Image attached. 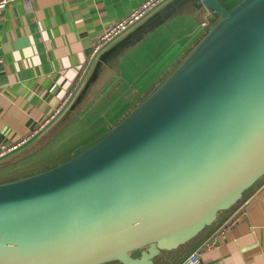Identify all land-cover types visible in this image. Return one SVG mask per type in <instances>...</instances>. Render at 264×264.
Listing matches in <instances>:
<instances>
[{
    "label": "water",
    "instance_id": "95a60500",
    "mask_svg": "<svg viewBox=\"0 0 264 264\" xmlns=\"http://www.w3.org/2000/svg\"><path fill=\"white\" fill-rule=\"evenodd\" d=\"M193 1L216 22L153 92L73 158L0 184V264H153L264 176V0Z\"/></svg>",
    "mask_w": 264,
    "mask_h": 264
},
{
    "label": "crops",
    "instance_id": "0c3cea01",
    "mask_svg": "<svg viewBox=\"0 0 264 264\" xmlns=\"http://www.w3.org/2000/svg\"><path fill=\"white\" fill-rule=\"evenodd\" d=\"M142 1L30 0L24 4L16 0L7 6L0 19V58L3 61L0 68V142L25 136L35 122L66 100L68 92L73 96L94 61L95 56L90 57V52L98 38ZM201 17L191 22L188 32L177 31L181 37L171 39L169 46L160 48L154 58H150L154 51L142 58L130 86L138 84L148 74L152 79L141 89L131 87L121 92L122 98H125L123 93H127L132 108L181 63L215 21L209 11L203 10ZM159 34L156 32L154 37ZM132 53L129 52L124 61L130 68L133 67ZM116 70L121 77L120 84H124L126 72H133L134 67L128 70L120 65ZM116 75L110 73L96 83L93 95L102 92L105 86V89L110 88V79ZM131 93L138 95L137 98L131 99ZM114 100L106 105L107 109L112 104L115 106L117 100ZM95 101L90 97L77 112H84L89 103ZM263 177L245 192L238 204L219 212L210 225L184 245L160 252L153 264H180L194 251L200 253L203 264H264Z\"/></svg>",
    "mask_w": 264,
    "mask_h": 264
},
{
    "label": "rangeland",
    "instance_id": "374dc122",
    "mask_svg": "<svg viewBox=\"0 0 264 264\" xmlns=\"http://www.w3.org/2000/svg\"><path fill=\"white\" fill-rule=\"evenodd\" d=\"M239 1L240 0H231L229 3L225 4V7L230 10ZM165 8L166 10L162 11ZM160 12L161 14H158ZM202 13L203 9L198 7L193 0H178L176 2L168 0L159 8L148 14L144 19L137 22L123 34L108 43L103 50L93 58L94 61L91 66L88 67L86 76L82 79V84H79L75 92H73L71 99L61 108L55 122L45 129L44 135L34 139L30 144L13 155L14 157L19 156L20 153L29 149L34 144L32 150L27 151L25 153L26 155L19 162L16 175L25 178L52 169L54 166L65 161L69 155H72L77 150L79 151L89 143L87 139L92 136L89 126L92 127V125L98 123V121L99 123L101 122L99 124L100 127H105L106 125L112 126L127 115V112L131 110L133 104L129 103L130 101L127 100V93L124 92L123 97L125 98H122L121 92L131 87L141 89L145 83L152 79L151 74H148L141 78L138 84L130 86V82L134 79V75L138 72V68L142 64V58L146 55H150L149 52L151 51L154 52L150 58H154L155 53L161 50L160 48L169 46L168 44L171 39L174 37H181L178 35L179 33L177 31H183L184 33L188 32L191 22L197 19L200 20ZM151 17L152 21L150 24L146 27H142L141 32L133 34V31L141 28ZM214 22H216V20ZM206 31L207 29L204 33ZM156 32L161 34L154 37ZM178 39L182 40L181 38ZM117 44L121 45L115 47ZM129 52H133L132 54H134L130 57L132 58L131 65L134 67V70L133 67L130 68V65L128 66V64L124 62ZM103 54H105V57L104 60H101L100 57ZM119 64L122 68L124 66V68L128 70H133V72H126L127 79L124 80L123 78L125 81L124 84H120L121 77L116 70L119 69ZM113 72L117 75L114 79H110L111 87L105 89V86L102 92H98L96 96L93 95L92 91L95 84L101 81L102 78H107V75ZM118 84L119 86H117ZM132 96L131 99L137 98L138 95L132 94ZM90 97L96 100L95 103H93L94 101L89 103L90 106L86 107L84 112H77L82 104L84 105L85 101L90 99ZM114 99L117 100L115 106L112 104L107 109L106 105ZM100 119H103L104 125H102ZM66 120H69V122L66 123ZM103 131H105V129ZM36 145L37 147H35ZM186 248L187 247H184V249ZM107 264L118 263L111 262Z\"/></svg>",
    "mask_w": 264,
    "mask_h": 264
},
{
    "label": "built area",
    "instance_id": "2783aa9c",
    "mask_svg": "<svg viewBox=\"0 0 264 264\" xmlns=\"http://www.w3.org/2000/svg\"><path fill=\"white\" fill-rule=\"evenodd\" d=\"M16 0H0V19L3 16L4 10L12 2ZM24 4H27L30 0H20ZM168 0H143L137 8L131 11L121 20L117 21L114 25L109 27L103 34L98 38L96 43L91 49L90 57H94L112 40L119 35L123 34L130 27L134 26L137 22L144 19L148 14L159 8L162 4ZM3 65V61L0 58V68ZM72 96V92H68L66 100L60 103L54 110L47 114L41 121L35 122L29 129L28 133L17 139V140H4L0 142V160L5 159L19 150L27 146L32 140L36 139L45 129L55 122L57 115L61 108L66 104L68 99ZM180 264H203L200 259V253L194 251L187 256V258Z\"/></svg>",
    "mask_w": 264,
    "mask_h": 264
},
{
    "label": "trees",
    "instance_id": "16d2710c",
    "mask_svg": "<svg viewBox=\"0 0 264 264\" xmlns=\"http://www.w3.org/2000/svg\"><path fill=\"white\" fill-rule=\"evenodd\" d=\"M140 103V102H139ZM134 108V107H133ZM133 108H131V110L133 109ZM131 110H129L127 113H129ZM100 121H102V125H104V121H103V119H100ZM66 123H68L69 122V120H66L65 121ZM101 123V122H100ZM99 123V121H98V123H96V124H93L92 125V127H89V129H91V132H92V134L93 133H95V132H97V131H99V130H101L102 128H104V127H100V124ZM116 123H118V122H116ZM116 123L115 124H113L112 126H109V125H106L105 126V131H101L95 138H93V139H91L90 141L87 139V141L89 142V143H87L84 147H82L79 151L77 150L75 153H73L72 155H69V157L65 160V161H63V162H61L60 164H62V163H64V162H66V161H68L69 159H71V158H73L74 156H76L77 154H79V153H81L82 151H84L85 149H87L88 147H90L91 145H93L94 143H96L99 139H101L104 135H106L110 130H111V128L113 127V126H115L116 125ZM103 129V130H104ZM34 146V144L29 148V149H27V150H24L22 153H20L19 154V156H16V157H10V158H8V159H5V160H3V161H1L0 162V184H4V183H9V182H12V181H16V180H19V179H22V178H24V177H18V175H16V173H17V171H18V166H19V162L21 161V159L26 155L25 153L27 152V151H31L32 150V147ZM35 147H37V145L35 146ZM18 153V152H17ZM60 164H58V165H60ZM58 165H56V166H58ZM56 166H54V167H56ZM53 167V168H54ZM259 180H261V178L259 179ZM259 180L258 181H256L249 189H247V190H250L253 186H255V185H257V183L259 182ZM246 190V191H247ZM245 191V192H246ZM245 192L242 194V196H241V198L237 201V203L236 204H238L242 199H243V197H244V195H245Z\"/></svg>",
    "mask_w": 264,
    "mask_h": 264
},
{
    "label": "bare ground",
    "instance_id": "6f19581e",
    "mask_svg": "<svg viewBox=\"0 0 264 264\" xmlns=\"http://www.w3.org/2000/svg\"><path fill=\"white\" fill-rule=\"evenodd\" d=\"M247 5V3L241 5L237 12H241L243 10V8ZM264 9V7H263ZM209 51H207L205 53V55L208 53ZM204 55V56H205ZM202 58V57H201ZM197 60H192L190 61V63L187 65L186 68H184L183 70L179 71L177 73V75L172 78V80H170L168 82V84L165 86L163 92H159L156 93L155 95H151L150 97L146 98L140 105L142 106L141 108H139V110L137 111L135 117H133V119L126 125H130L133 122H135L137 120V118H139L140 116H142L145 112H147L150 108H152L155 104H157V102L168 92L172 89L173 86H176L186 75L187 72H190L199 62L200 59Z\"/></svg>",
    "mask_w": 264,
    "mask_h": 264
}]
</instances>
